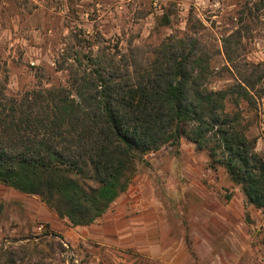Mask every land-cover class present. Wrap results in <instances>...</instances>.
I'll list each match as a JSON object with an SVG mask.
<instances>
[{"label":"rangeland","instance_id":"374dc122","mask_svg":"<svg viewBox=\"0 0 264 264\" xmlns=\"http://www.w3.org/2000/svg\"><path fill=\"white\" fill-rule=\"evenodd\" d=\"M164 43L192 52L210 88H247L246 97L229 94L226 109L240 113L264 156V0H0V77L11 94L68 85L66 68L78 54L116 55L134 66ZM176 147L136 162L129 186L142 191L126 208L139 212L156 194L163 255L128 243L71 244L66 226L73 225L62 217L43 233L37 220L21 228L25 211L0 199V264H264V211L224 166L210 165L207 150L186 136Z\"/></svg>","mask_w":264,"mask_h":264},{"label":"trees","instance_id":"16d2710c","mask_svg":"<svg viewBox=\"0 0 264 264\" xmlns=\"http://www.w3.org/2000/svg\"><path fill=\"white\" fill-rule=\"evenodd\" d=\"M201 64L164 43L134 66L78 54L66 68L68 85L11 94L0 77V181L40 197L74 226L90 225L127 190L136 162L186 136L264 211V156L240 113L226 109L229 94L249 92L241 84L210 88Z\"/></svg>","mask_w":264,"mask_h":264},{"label":"crops","instance_id":"0c3cea01","mask_svg":"<svg viewBox=\"0 0 264 264\" xmlns=\"http://www.w3.org/2000/svg\"><path fill=\"white\" fill-rule=\"evenodd\" d=\"M141 191L142 185L129 186V189L117 198L119 201L118 206L112 209L109 208L92 224L66 226V236L71 241V244L75 240L84 243L95 242L109 246L128 243L139 249L146 248L152 258L159 257L160 254L163 255L166 248L164 249V244L161 242L160 236L156 231L158 230L159 223L165 219V215L157 213L161 209H159V203L156 202V200L159 201L156 194L151 192L152 190L148 193L150 205L147 208L134 213L126 210L131 201L136 202L137 198L134 197ZM0 199L6 202V208L19 207L25 211L29 219H22L23 217L19 216L17 220L20 223V227L21 225L32 224L34 220H37V223L44 222L47 226H57V221H62L58 213L50 208L40 197L17 190L1 181ZM12 217L9 216L10 219ZM0 231H4L1 223ZM7 232L14 233L16 229H10ZM178 244L183 248L185 247L184 237L178 241ZM176 264H181L180 258L177 259Z\"/></svg>","mask_w":264,"mask_h":264},{"label":"built area","instance_id":"2783aa9c","mask_svg":"<svg viewBox=\"0 0 264 264\" xmlns=\"http://www.w3.org/2000/svg\"><path fill=\"white\" fill-rule=\"evenodd\" d=\"M36 232L38 233H43V232H46L47 231V225L44 223V222H39L37 225H36Z\"/></svg>","mask_w":264,"mask_h":264}]
</instances>
